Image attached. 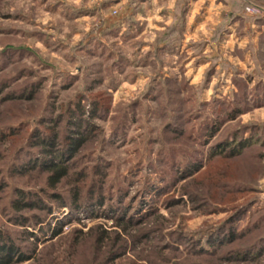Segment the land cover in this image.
<instances>
[{"label": "rangeland", "instance_id": "rangeland-1", "mask_svg": "<svg viewBox=\"0 0 264 264\" xmlns=\"http://www.w3.org/2000/svg\"><path fill=\"white\" fill-rule=\"evenodd\" d=\"M249 4L264 9L0 0L7 264H264V15ZM51 163L67 170L53 186Z\"/></svg>", "mask_w": 264, "mask_h": 264}, {"label": "trees", "instance_id": "trees-1", "mask_svg": "<svg viewBox=\"0 0 264 264\" xmlns=\"http://www.w3.org/2000/svg\"><path fill=\"white\" fill-rule=\"evenodd\" d=\"M76 146L80 144V141H75ZM51 167L49 168L51 171V175L49 176V183L53 186L56 185L60 179H62L66 173V166H58L56 163L49 164ZM53 166V167H52ZM5 252V254H3ZM8 251L5 247H0V264H7L10 261V257H8Z\"/></svg>", "mask_w": 264, "mask_h": 264}, {"label": "built area", "instance_id": "built-area-1", "mask_svg": "<svg viewBox=\"0 0 264 264\" xmlns=\"http://www.w3.org/2000/svg\"><path fill=\"white\" fill-rule=\"evenodd\" d=\"M246 10L253 15H264V9L255 4H249Z\"/></svg>", "mask_w": 264, "mask_h": 264}]
</instances>
